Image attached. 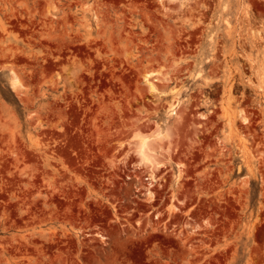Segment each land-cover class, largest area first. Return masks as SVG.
Masks as SVG:
<instances>
[{
    "label": "rangeland",
    "instance_id": "1",
    "mask_svg": "<svg viewBox=\"0 0 264 264\" xmlns=\"http://www.w3.org/2000/svg\"><path fill=\"white\" fill-rule=\"evenodd\" d=\"M0 264H264V0H0Z\"/></svg>",
    "mask_w": 264,
    "mask_h": 264
},
{
    "label": "bare ground",
    "instance_id": "2",
    "mask_svg": "<svg viewBox=\"0 0 264 264\" xmlns=\"http://www.w3.org/2000/svg\"><path fill=\"white\" fill-rule=\"evenodd\" d=\"M171 8H172V7H171ZM169 9H170V8H169ZM173 9H174V8H173ZM145 79H146V82H147L148 85H149V88H150L152 91H154V90H155V86L153 85L154 83H152L153 81H152L151 79L149 80V78H148V79L145 78ZM153 80H154V79H153ZM13 85H14V86H18V85H19V81H18L17 78H15V77L13 78ZM18 89H19V88H18ZM152 91H151V92H152ZM181 116H182V115H181ZM186 116H187V114H186ZM182 117H183V116H182ZM184 118H185V117H184ZM184 118H182V119H184ZM186 118H187V117H186ZM157 138H158V137H157ZM142 142H143V141H142ZM145 142H146V141H145ZM148 142H149V141H148ZM141 144H142V143H141ZM151 145H152V144H151ZM144 147H145L144 145L141 146V149H140V150H141V152H140L141 154H140V155H141V157H142V161L146 162V161H148V160L150 159L151 156H149L148 154H146V152H145V150H144ZM149 147H150V146H149ZM140 150H139V151H140ZM147 150H148V149H147ZM147 150H146V151H147ZM149 151H150V150H149ZM149 151H148V153H149ZM151 155H152V154H151ZM154 156H155V154H154ZM152 159H153V158H152ZM140 160H141V159H140ZM153 161H154V160H153ZM144 162H143V163H144ZM156 163H157V162H155V164H156ZM141 165H142V164H141ZM145 165H146V164H145ZM160 165H161V164H160ZM146 166H147V165H146ZM156 166H157V168L161 167V166H159V163H157ZM153 167H154V166H153Z\"/></svg>",
    "mask_w": 264,
    "mask_h": 264
}]
</instances>
